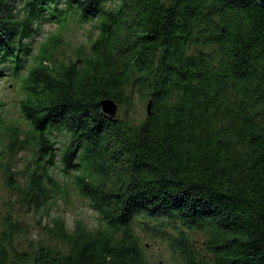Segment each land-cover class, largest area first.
I'll list each match as a JSON object with an SVG mask.
<instances>
[{
	"label": "trees",
	"instance_id": "1",
	"mask_svg": "<svg viewBox=\"0 0 264 264\" xmlns=\"http://www.w3.org/2000/svg\"><path fill=\"white\" fill-rule=\"evenodd\" d=\"M71 22L95 35L66 62L56 51ZM44 23L58 31L33 55ZM8 74L21 80L28 128L0 111V147L35 155L21 180L6 168L16 199L0 209V264H149L138 220L165 232L180 264H264L257 0H0ZM104 99L118 104L115 118ZM69 180L102 223L70 229L58 215L33 234L21 214L48 211Z\"/></svg>",
	"mask_w": 264,
	"mask_h": 264
},
{
	"label": "rangeland",
	"instance_id": "2",
	"mask_svg": "<svg viewBox=\"0 0 264 264\" xmlns=\"http://www.w3.org/2000/svg\"><path fill=\"white\" fill-rule=\"evenodd\" d=\"M57 24H43V34L36 36V45L33 55H35L39 46L46 41L49 35L58 31ZM90 34V36H89ZM95 35L93 26L90 22L83 25L69 23L64 30V42L58 47L56 56L66 62L70 60H77V51L79 47L85 46L87 49L88 44ZM34 63V56L26 60V67H30ZM22 76L27 73V70H21ZM23 90L21 88V80L15 75H4L0 78V103L4 116L9 122H13L20 130L27 129L28 123L20 112L19 105L23 98ZM137 106L135 115L138 119H143L147 112V107L144 102H140L136 96ZM0 209L3 210L4 203L12 201L13 194L7 185L8 177L6 168L13 172L12 180H21L23 177V169L33 162L35 155L33 148L21 149L16 153H10L6 146L0 147ZM59 173V171H57ZM62 179V176H58ZM11 180V179H10ZM15 180V181H16ZM67 195H60L55 201L51 202L48 211L26 214L23 212L21 218L24 223L33 225L31 231L37 235V222L40 220L42 223L48 222L54 216H62L67 222V226L73 229L77 220L87 224L92 228H97L101 223L99 215L89 207L88 199L79 195L75 189L72 181H67L65 184ZM39 230V229H38ZM135 232L140 236L141 245L144 256L149 264H180L181 258L173 251L168 239L164 235L165 232L159 230H151L150 227L143 229L139 220L134 224ZM35 231V232H34Z\"/></svg>",
	"mask_w": 264,
	"mask_h": 264
},
{
	"label": "water",
	"instance_id": "3",
	"mask_svg": "<svg viewBox=\"0 0 264 264\" xmlns=\"http://www.w3.org/2000/svg\"><path fill=\"white\" fill-rule=\"evenodd\" d=\"M264 7V0H257ZM103 111L111 118H115L118 113L119 106L113 99H104L101 101ZM150 108V105H149Z\"/></svg>",
	"mask_w": 264,
	"mask_h": 264
}]
</instances>
